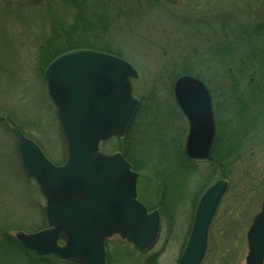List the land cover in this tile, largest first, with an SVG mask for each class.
<instances>
[{"label": "rangeland", "instance_id": "1", "mask_svg": "<svg viewBox=\"0 0 264 264\" xmlns=\"http://www.w3.org/2000/svg\"><path fill=\"white\" fill-rule=\"evenodd\" d=\"M86 3L89 11L110 16L99 21L98 38L87 33L97 45L91 49L109 48L105 52L129 61L140 72L134 81L140 103L128 145L114 138L103 143L101 151L123 154L140 173L139 198L162 216L160 238L147 253L118 235L110 238V264H179L199 199L219 178H227L229 187L211 224L202 264H246L247 232L264 200V137L245 145L239 160L235 150L225 168L216 162L190 161L185 126L179 128L182 119L174 115L179 105L173 88L178 77L190 74L205 81L218 99L226 92L245 90L228 79L245 66L241 74L253 77L256 89L264 92V0H179L177 7L162 0ZM66 11L60 0H0V238L9 233L17 239L19 233L48 227L45 197L25 174L11 127L36 141L55 164L66 161V141L47 93L43 61L48 54L43 44L54 25L66 21ZM55 41L54 47L64 45L63 38ZM219 58H227L229 64L220 65ZM228 131L227 140L238 147L240 141L231 137L235 130L229 126ZM178 170L186 177L176 191L180 200L165 206L163 184L174 193V180L167 179ZM168 197L169 202L178 198L172 193ZM20 252L23 260L16 264H66L52 256L42 259L32 251Z\"/></svg>", "mask_w": 264, "mask_h": 264}, {"label": "water", "instance_id": "2", "mask_svg": "<svg viewBox=\"0 0 264 264\" xmlns=\"http://www.w3.org/2000/svg\"><path fill=\"white\" fill-rule=\"evenodd\" d=\"M44 77L68 159L56 165L33 139L14 128L23 168L46 199L49 222L45 229L17 234L18 240L39 254L74 264H107L105 242L116 234L141 251L149 250L159 237L160 212H149L137 199L140 175L123 154L100 151L101 142L115 135L124 137L129 130L140 103L133 93L139 71L117 55L81 48L56 57ZM174 92L193 122L187 155L209 159L214 139L209 89L201 79L184 75L176 81ZM199 116L209 119L210 130L200 126ZM228 185L227 179H220L202 196L180 264H202L210 226ZM247 240L246 264H264V202Z\"/></svg>", "mask_w": 264, "mask_h": 264}, {"label": "flooded vegetation", "instance_id": "3", "mask_svg": "<svg viewBox=\"0 0 264 264\" xmlns=\"http://www.w3.org/2000/svg\"><path fill=\"white\" fill-rule=\"evenodd\" d=\"M178 3L179 0H172L170 4L173 7H177ZM201 21L205 22L204 20ZM224 62L225 59L219 58L220 65H223ZM228 79L241 83L239 85L240 88H245V90L235 92L229 91L226 92V96L223 95L217 99L215 96L216 94H214V92L210 89L214 121V139L211 147L210 158L199 160L201 162H207L211 164L215 162L218 163L226 156L227 152L232 151V153L228 156L229 158L235 152V150L237 152L236 157L239 160L242 156V150L244 149L245 145H247L257 136L264 137V92L256 89L253 77H248L244 74H238L229 75ZM262 90L264 89L262 88ZM251 109L252 111H250ZM178 110L179 111H177V114H175L176 111L174 112V115H176L177 118L180 116L182 119L179 124L177 123L179 128L181 127L183 130L185 126V134H187L185 138L186 146L191 134L193 122L192 119L186 113H184L180 106L178 107ZM197 119L201 121V127L206 126V129L210 130L208 118H205L204 120V118L199 116ZM229 126L235 130V136H230L237 141H232L235 143L240 141V143H238L240 144L238 147L233 146L234 143L231 142V140H227ZM179 128L177 127L175 129L177 135ZM180 135H178V138ZM225 147L233 148L234 150L227 151Z\"/></svg>", "mask_w": 264, "mask_h": 264}, {"label": "trees", "instance_id": "4", "mask_svg": "<svg viewBox=\"0 0 264 264\" xmlns=\"http://www.w3.org/2000/svg\"><path fill=\"white\" fill-rule=\"evenodd\" d=\"M65 6H66V16L65 22H60V27H56L54 25V30L52 36H49L43 46L48 49V54H46L43 57L44 63L46 62L45 66H47L55 57L73 50V49H79V48H96L95 42H91L90 36H87V33L95 34L96 38H98L99 33L97 32V26L99 24L100 20H104L105 18L110 19L109 15H106L104 12L100 13L97 11H94L93 9L89 11L86 7L87 3L86 0H60ZM66 24V27H63V25ZM102 31H106L105 29H102ZM60 36V37H59ZM95 36H93V39L95 40ZM63 38L64 39V45L62 46L61 43L57 44V47H54L53 43H55V38ZM103 51H108V49H100ZM110 51V50H109ZM225 64H229V60L227 58L225 59ZM246 67L243 66L240 69V74L245 72ZM245 75V74H244ZM233 83V86H238L239 82L231 81ZM230 86L227 87L230 88ZM239 89V88H238ZM229 90V89H228ZM140 111V110H139ZM138 114V113H137ZM134 125V122L132 126ZM132 126L126 135L125 138L121 139L118 137H115L120 143L126 144L129 142V139L132 134ZM233 150L232 148H227V151ZM232 153L227 152L226 156L221 159L220 162H218L219 167H224L226 161L228 160V156ZM184 165L179 166V168ZM190 167V164L188 165ZM225 168V167H224ZM182 171V170H180ZM187 174H190L187 169ZM213 174V172H212ZM223 174V173H222ZM179 170L176 172V174H172L171 178L167 179V182L172 179L173 185L175 187V191L173 193V188L170 189L167 187L166 182H164V195L162 197V201L164 202L165 206H172L176 205L177 202L180 200L179 195L180 193H176L178 186L181 185L184 182V179L186 177L181 178L180 177ZM172 193V196L178 197L177 199L173 198V201L169 202V197ZM168 194V195H167ZM161 203V202H160ZM165 206L162 207L163 212L165 213L166 208ZM168 208V207H167ZM163 214V213H162ZM21 251H30L25 246H23L14 236H11L9 233H4V235L0 238V264H16L15 262H18V260L22 261L23 258L19 257ZM27 250V251H26ZM37 255V254H35ZM38 257L44 259L49 257L48 255H37ZM25 262V261H24ZM24 264H31L28 261ZM32 264H38L36 262H32Z\"/></svg>", "mask_w": 264, "mask_h": 264}]
</instances>
